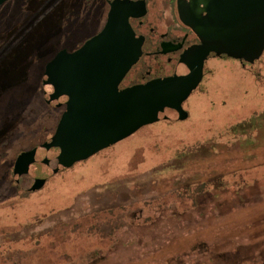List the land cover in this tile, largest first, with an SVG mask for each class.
<instances>
[{"label":"rangeland","instance_id":"1","mask_svg":"<svg viewBox=\"0 0 264 264\" xmlns=\"http://www.w3.org/2000/svg\"><path fill=\"white\" fill-rule=\"evenodd\" d=\"M102 21L63 0L0 7V264H264V52L252 65L210 57L185 121L166 110L53 174L57 153L39 146L64 110L45 103L44 68Z\"/></svg>","mask_w":264,"mask_h":264},{"label":"water","instance_id":"2","mask_svg":"<svg viewBox=\"0 0 264 264\" xmlns=\"http://www.w3.org/2000/svg\"><path fill=\"white\" fill-rule=\"evenodd\" d=\"M6 1L0 0V6ZM192 4V20L179 7L180 20L199 41L181 57L190 71L185 76L153 79L119 90L142 54V40L134 37L128 19L142 17L144 6L135 14V5L129 3H113L98 34L71 53L59 51L46 64L41 83L45 103L66 100L54 134L39 146L46 152L56 151L58 167L53 174L61 166L70 168L157 123L165 110L176 112L178 119L185 121L188 114L183 102L201 83L203 64L210 54L248 65L261 58L264 0H192ZM37 151L35 147L16 157L14 177L29 174ZM41 164L48 167L49 160L44 158ZM45 183L44 178H34L28 192L41 190Z\"/></svg>","mask_w":264,"mask_h":264},{"label":"flooded vegetation","instance_id":"3","mask_svg":"<svg viewBox=\"0 0 264 264\" xmlns=\"http://www.w3.org/2000/svg\"><path fill=\"white\" fill-rule=\"evenodd\" d=\"M63 3L65 8L70 9V11H73L74 7L78 5L81 12L86 9L94 18L101 19L104 22H106L113 3L135 5L133 11L135 14L141 12V7L144 6L145 13L142 17H129L128 19L134 37L142 40V54L120 83L119 90L137 84H144L153 79L189 74L190 71L187 66L181 63V57L192 47L197 46L199 41L191 28L180 20L179 7H182L187 19L192 20L194 9L192 0H76V3L73 0H63ZM84 42L67 47L65 50L71 53L80 48ZM210 57L215 56L210 54L207 60ZM207 60L203 64L202 79ZM139 65L144 68L139 67L138 70L137 66ZM133 71L139 72V74L131 84L124 85L125 80ZM65 101L64 98H61L53 104V107L57 108L56 104L61 103L62 106L59 109L63 108L64 110Z\"/></svg>","mask_w":264,"mask_h":264},{"label":"trees","instance_id":"4","mask_svg":"<svg viewBox=\"0 0 264 264\" xmlns=\"http://www.w3.org/2000/svg\"><path fill=\"white\" fill-rule=\"evenodd\" d=\"M245 64V63H244ZM42 79V78H41Z\"/></svg>","mask_w":264,"mask_h":264}]
</instances>
